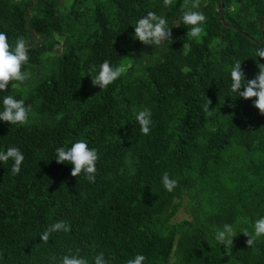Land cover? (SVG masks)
<instances>
[{"label":"trees","instance_id":"obj_1","mask_svg":"<svg viewBox=\"0 0 264 264\" xmlns=\"http://www.w3.org/2000/svg\"><path fill=\"white\" fill-rule=\"evenodd\" d=\"M182 3L0 0V32L11 46L25 38L22 71L30 73L0 92V110L9 94L31 105L25 124L0 121V152L14 146L24 155L18 175L12 160L0 162V264H61L77 250L89 264L100 252L108 264L137 254L144 264H264V236L247 248L243 235L264 217V115L255 98L230 90L236 61L245 81L264 64L255 55L264 46V0H190L207 17L195 39L177 23ZM222 7L238 30L223 24ZM149 11L171 28L172 40L159 47L134 39ZM105 60L124 72L101 90L89 69ZM144 109L148 135L134 115ZM80 140L98 153L94 183L55 161L57 148ZM165 172L177 181L172 192ZM186 198L193 220L173 222ZM58 221L71 231L43 243ZM225 224L233 245L215 239Z\"/></svg>","mask_w":264,"mask_h":264},{"label":"clouds","instance_id":"obj_2","mask_svg":"<svg viewBox=\"0 0 264 264\" xmlns=\"http://www.w3.org/2000/svg\"><path fill=\"white\" fill-rule=\"evenodd\" d=\"M165 7L172 4V0H163ZM198 5L190 4V0H183L180 5V16L177 21L188 27L187 36L191 38H199L204 32L203 25L206 23V15L198 10ZM134 39L143 45L161 46L164 41H171L172 32L168 27L167 20L156 13L149 11L147 15L138 19L134 27ZM255 55L260 60H264V46H258ZM29 61L27 41L23 36L16 39L14 46L8 42V36L4 32H0V92H6L9 84L12 82L13 88H18L30 79V73L22 71V67ZM241 62L236 61L231 68L230 90L236 96L244 100L254 99L253 106L258 109L261 115H264V64L257 63L259 69L258 74L251 80L245 81L244 73L241 68ZM90 73L95 72L96 75L91 78V84L99 87L101 90L107 88L115 82L124 72L123 66L113 67L108 60H105L99 66L92 65L89 69ZM243 89V91H241ZM212 101L206 98V102L202 106L203 112L208 114ZM232 105H230L231 107ZM31 112V105L26 106L23 99H16L13 95L2 96V110H0V121L11 125H23L28 120ZM135 119L140 126V132L148 135L151 131L152 119L151 111L148 109L134 112ZM13 161L11 174L18 175L21 165L24 161V155L16 147H9L6 152H0V162L7 163ZM98 153L95 149L89 148L88 144L83 141H77L70 147H59L55 152V161L57 164H70L72 166L71 176L84 174L90 183L95 182L96 162ZM162 184L165 190L172 192L177 187V181L171 179L167 172L162 175ZM71 226L65 221H58L50 224L41 234L40 238L43 243H47L49 237L55 232L68 233ZM234 229L231 225L225 224L218 229L215 239L223 245H233ZM243 235L247 237V248L252 247L258 237L264 236V217L259 218L254 223V233L244 230ZM146 257L142 254L135 255L134 258L127 260L126 264H144ZM61 264H89L86 257H82L77 250L74 255H65L61 258ZM92 264H108L103 252L98 253L92 260Z\"/></svg>","mask_w":264,"mask_h":264},{"label":"rangeland","instance_id":"obj_3","mask_svg":"<svg viewBox=\"0 0 264 264\" xmlns=\"http://www.w3.org/2000/svg\"><path fill=\"white\" fill-rule=\"evenodd\" d=\"M73 27V24H71L70 28ZM191 201L186 198L183 201L182 207L180 208L179 212L177 213V215L175 216L173 222H180L183 220H193V213L191 211Z\"/></svg>","mask_w":264,"mask_h":264},{"label":"water","instance_id":"obj_4","mask_svg":"<svg viewBox=\"0 0 264 264\" xmlns=\"http://www.w3.org/2000/svg\"><path fill=\"white\" fill-rule=\"evenodd\" d=\"M223 11H224V7H222V12H221V21L223 22V24L225 25V26H227V27H229V28H232V29H234V30H238L236 27H234V26H230V25H227L226 24V22L223 20ZM262 21V19H260V22ZM261 28H262V26H261Z\"/></svg>","mask_w":264,"mask_h":264}]
</instances>
